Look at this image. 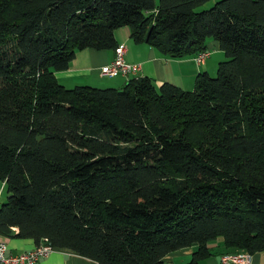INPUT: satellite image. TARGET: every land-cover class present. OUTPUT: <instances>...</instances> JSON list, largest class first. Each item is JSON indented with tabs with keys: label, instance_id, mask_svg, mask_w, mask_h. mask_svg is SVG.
Here are the masks:
<instances>
[{
	"label": "trees",
	"instance_id": "16d2710c",
	"mask_svg": "<svg viewBox=\"0 0 264 264\" xmlns=\"http://www.w3.org/2000/svg\"><path fill=\"white\" fill-rule=\"evenodd\" d=\"M209 1L0 0V235L97 264L264 250V0ZM123 26L170 58L210 38L225 58L192 90L59 83Z\"/></svg>",
	"mask_w": 264,
	"mask_h": 264
},
{
	"label": "crops",
	"instance_id": "0c3cea01",
	"mask_svg": "<svg viewBox=\"0 0 264 264\" xmlns=\"http://www.w3.org/2000/svg\"><path fill=\"white\" fill-rule=\"evenodd\" d=\"M129 29L118 28L115 30V38L118 45L124 46L125 62L138 65L139 68L135 73L130 74L127 78L121 75L108 78L102 76L100 69L114 59V49L85 48L76 51L67 69L55 72L59 83L66 88H73L77 85L118 88L130 78L147 76L154 81L157 87L162 83L169 82L184 90H192L198 74L206 72L211 76L218 62L225 58L217 41L212 39L207 42L209 54L201 64L195 63L194 56L170 58L146 43H136L131 40ZM4 190L6 191L5 184L0 180V204L6 199H1ZM12 230L16 232V228ZM0 240L6 243L7 253L10 254L29 251L36 245L32 239L27 238L0 235ZM211 243L213 246H217L221 243V239H216ZM194 250L195 245H192L169 252L163 257V262L165 264H185L191 260ZM213 252V255L200 260L198 264H217L221 259L222 252L221 250ZM38 264H97V262L82 257L71 249L55 248L46 257L40 258ZM251 264H264V250L252 254Z\"/></svg>",
	"mask_w": 264,
	"mask_h": 264
},
{
	"label": "built area",
	"instance_id": "2783aa9c",
	"mask_svg": "<svg viewBox=\"0 0 264 264\" xmlns=\"http://www.w3.org/2000/svg\"><path fill=\"white\" fill-rule=\"evenodd\" d=\"M114 53V59L110 63L101 67L100 75L106 77H116L121 75L127 78L139 68L137 64L125 62L123 57V45H117L114 49ZM208 54V50L201 51L194 55L193 60L196 64H201ZM54 249L55 247L48 242L47 238H42L40 242L29 251L10 254L7 253L6 243L0 240V264H38L40 258L46 257ZM251 262L252 254L247 251H240L237 253L222 254L221 259L217 264H251Z\"/></svg>",
	"mask_w": 264,
	"mask_h": 264
},
{
	"label": "rangeland",
	"instance_id": "374dc122",
	"mask_svg": "<svg viewBox=\"0 0 264 264\" xmlns=\"http://www.w3.org/2000/svg\"><path fill=\"white\" fill-rule=\"evenodd\" d=\"M215 1H216V0H211V1H209L208 3L204 4L203 6H200L198 9L200 10V9H203V8H208V7H210ZM125 27L129 29L128 26H123V28H125ZM129 30H130V29H129ZM210 40H211V38H210ZM212 40H213V39H212ZM216 68H217V67H216ZM216 68L214 69V71H212L213 73H212L211 77H214V76H215ZM107 78H108V77H107ZM98 88H107V87H98ZM5 198H6V191L4 190L1 199L3 200V199H5Z\"/></svg>",
	"mask_w": 264,
	"mask_h": 264
}]
</instances>
